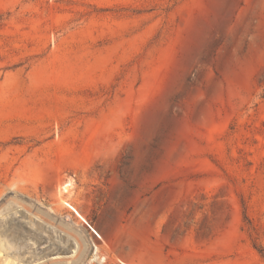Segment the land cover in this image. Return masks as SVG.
Returning <instances> with one entry per match:
<instances>
[{"label":"rangeland","instance_id":"obj_1","mask_svg":"<svg viewBox=\"0 0 264 264\" xmlns=\"http://www.w3.org/2000/svg\"><path fill=\"white\" fill-rule=\"evenodd\" d=\"M255 244L264 0H0V264H264Z\"/></svg>","mask_w":264,"mask_h":264},{"label":"bare ground","instance_id":"obj_2","mask_svg":"<svg viewBox=\"0 0 264 264\" xmlns=\"http://www.w3.org/2000/svg\"><path fill=\"white\" fill-rule=\"evenodd\" d=\"M67 187L64 186V190L66 191ZM64 204L71 207L75 212H77V214L84 220L85 217L79 212V210L72 205L70 202L68 201H64ZM92 226V225H91ZM123 230L124 228L122 226H119L118 228H116L115 231H113L110 235L108 234V238L110 241H112L115 238H120L123 235ZM72 244V246H70ZM74 244V245H73ZM79 243L76 242H70L69 246H68V250H64L62 252H55V254H57L56 256H49V258H72L75 257L79 251ZM98 251H99V247L97 246L96 251L94 253V257L92 258V260H98L100 263H103L106 259V257L98 255ZM2 254V253H1ZM17 258V257H16ZM19 260V259H18ZM10 261V260H9ZM72 263L71 260H66L65 264H70ZM124 264H130V263H126L123 261ZM8 264V262H7ZM14 264H22L21 262H14Z\"/></svg>","mask_w":264,"mask_h":264},{"label":"crops","instance_id":"obj_3","mask_svg":"<svg viewBox=\"0 0 264 264\" xmlns=\"http://www.w3.org/2000/svg\"><path fill=\"white\" fill-rule=\"evenodd\" d=\"M131 250L132 249L129 246L124 250L125 251V254H126V257H127V262L126 263L132 261L131 258H130V256H132L133 253H131Z\"/></svg>","mask_w":264,"mask_h":264},{"label":"trees","instance_id":"obj_4","mask_svg":"<svg viewBox=\"0 0 264 264\" xmlns=\"http://www.w3.org/2000/svg\"><path fill=\"white\" fill-rule=\"evenodd\" d=\"M247 218V217H246ZM255 247L258 249L259 253L264 258V246L262 244H255Z\"/></svg>","mask_w":264,"mask_h":264},{"label":"built area","instance_id":"obj_5","mask_svg":"<svg viewBox=\"0 0 264 264\" xmlns=\"http://www.w3.org/2000/svg\"><path fill=\"white\" fill-rule=\"evenodd\" d=\"M90 228L93 230V232L98 236V237H101L100 233L93 227V226H90ZM96 248H97V245H95V251H96ZM95 253V252H94Z\"/></svg>","mask_w":264,"mask_h":264}]
</instances>
